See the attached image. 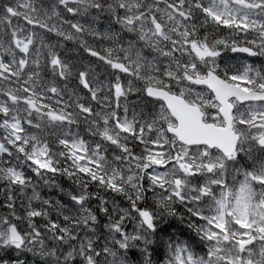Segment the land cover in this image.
<instances>
[{"label": "snow or ice", "instance_id": "6c2138e0", "mask_svg": "<svg viewBox=\"0 0 264 264\" xmlns=\"http://www.w3.org/2000/svg\"><path fill=\"white\" fill-rule=\"evenodd\" d=\"M0 264H264V0H0Z\"/></svg>", "mask_w": 264, "mask_h": 264}]
</instances>
